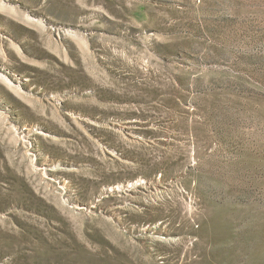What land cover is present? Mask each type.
I'll return each instance as SVG.
<instances>
[{"label": "rangeland", "instance_id": "374dc122", "mask_svg": "<svg viewBox=\"0 0 264 264\" xmlns=\"http://www.w3.org/2000/svg\"><path fill=\"white\" fill-rule=\"evenodd\" d=\"M0 264H264V0H0Z\"/></svg>", "mask_w": 264, "mask_h": 264}]
</instances>
